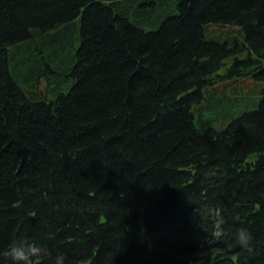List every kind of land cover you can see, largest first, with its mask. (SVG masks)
I'll return each mask as SVG.
<instances>
[{"label": "trees", "instance_id": "1", "mask_svg": "<svg viewBox=\"0 0 264 264\" xmlns=\"http://www.w3.org/2000/svg\"><path fill=\"white\" fill-rule=\"evenodd\" d=\"M22 240L264 264V0H0V264Z\"/></svg>", "mask_w": 264, "mask_h": 264}, {"label": "clouds", "instance_id": "2", "mask_svg": "<svg viewBox=\"0 0 264 264\" xmlns=\"http://www.w3.org/2000/svg\"><path fill=\"white\" fill-rule=\"evenodd\" d=\"M253 235L247 227H239L235 232V241L242 248H249ZM43 252L41 245L35 242L22 240L12 244L5 252L13 264H31L33 256L40 255ZM55 264H66L65 254L59 253L55 257Z\"/></svg>", "mask_w": 264, "mask_h": 264}, {"label": "rangeland", "instance_id": "3", "mask_svg": "<svg viewBox=\"0 0 264 264\" xmlns=\"http://www.w3.org/2000/svg\"><path fill=\"white\" fill-rule=\"evenodd\" d=\"M195 123H196V125H197V128L201 131V132H203L204 130H205V124H199V122L198 121H195ZM213 123H217V121L215 120ZM220 127V126H219ZM218 127V128H219Z\"/></svg>", "mask_w": 264, "mask_h": 264}, {"label": "water", "instance_id": "4", "mask_svg": "<svg viewBox=\"0 0 264 264\" xmlns=\"http://www.w3.org/2000/svg\"><path fill=\"white\" fill-rule=\"evenodd\" d=\"M219 252H216L214 256L218 255ZM215 263V260H214V257L211 259V264H214ZM189 264H194V263H189Z\"/></svg>", "mask_w": 264, "mask_h": 264}]
</instances>
